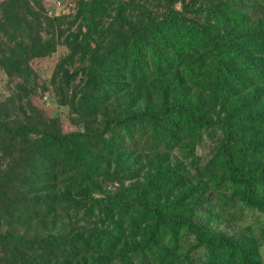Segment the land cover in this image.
I'll return each mask as SVG.
<instances>
[{"label":"trees","instance_id":"obj_1","mask_svg":"<svg viewBox=\"0 0 264 264\" xmlns=\"http://www.w3.org/2000/svg\"><path fill=\"white\" fill-rule=\"evenodd\" d=\"M50 42L71 50L60 70L82 65L43 86L77 123L0 114V264H264V221L221 229L264 216V0L0 2V65L23 91Z\"/></svg>","mask_w":264,"mask_h":264},{"label":"rangeland","instance_id":"obj_2","mask_svg":"<svg viewBox=\"0 0 264 264\" xmlns=\"http://www.w3.org/2000/svg\"><path fill=\"white\" fill-rule=\"evenodd\" d=\"M3 0H0V2ZM48 12V17H72L77 12V5L80 0H39ZM155 5V4H154ZM158 5V4H156ZM181 5L178 3L176 9H180ZM156 10V8H155ZM73 21V19H71ZM78 24L76 23L70 33H75ZM68 35V34H67ZM66 35V36H67ZM65 38L62 40L64 42ZM52 42L46 45V55L41 59H35L32 62V68L35 72L38 88L34 92L23 91L21 89V79L19 77H10L5 73L0 65V114L3 115L6 120L3 122H9L11 127H15L19 124H29L33 117V111L38 115L37 118H43L44 121H48V125H51L54 119L59 118L62 129L64 131H72L75 129V123H77L75 116L70 114L68 108L60 106L56 94L52 91H44L43 86L49 84L52 77L55 75L65 76L68 72L71 76L74 75L75 70H78L82 65L76 59L75 64L66 66L64 70H60L59 66L62 60L68 55H71V50L62 44L57 45L56 50L53 51ZM53 44V43H52ZM61 72V73H59ZM82 80V74H78L75 82L72 85H78ZM31 105L33 111L28 108ZM101 119H98L97 125L100 124ZM92 126L96 129L98 126ZM217 143L215 141H206L201 147L198 148L196 153L197 167H203L213 157L216 150ZM176 156V154H174ZM173 155V156H174ZM177 158V157H176ZM1 159V154H0ZM137 165L136 160L132 161ZM142 165H138L140 168L144 166V160L141 158ZM4 162L0 160V169L4 167ZM149 168H145L144 173H147ZM135 182V181H134ZM133 182H126L125 186H129ZM117 186V185H116ZM264 221V216L257 212H249L248 217L243 221L233 225H223L222 230L230 235H234L243 228L253 227L256 229L260 226V223ZM62 220L56 221L53 218L48 221H43L41 226H32L30 228H19L18 233L27 237H34L35 235L43 236L49 233H54L55 229L59 228L62 224Z\"/></svg>","mask_w":264,"mask_h":264},{"label":"built area","instance_id":"obj_3","mask_svg":"<svg viewBox=\"0 0 264 264\" xmlns=\"http://www.w3.org/2000/svg\"><path fill=\"white\" fill-rule=\"evenodd\" d=\"M124 1H126V0H124Z\"/></svg>","mask_w":264,"mask_h":264}]
</instances>
